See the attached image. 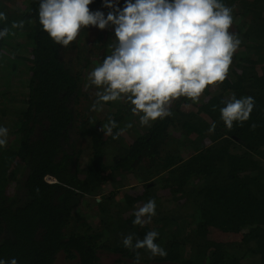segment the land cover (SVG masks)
I'll return each mask as SVG.
<instances>
[{
  "label": "trees",
  "instance_id": "1",
  "mask_svg": "<svg viewBox=\"0 0 264 264\" xmlns=\"http://www.w3.org/2000/svg\"><path fill=\"white\" fill-rule=\"evenodd\" d=\"M223 2L242 41L228 78L205 91L196 111L181 110L189 100L179 98L170 117L139 130L122 102L90 111L96 90L86 77L108 54L110 29L90 35L92 46L85 29L62 48L35 23L38 0H0L7 16L0 27L10 29L0 40V78L12 84L19 64L27 72L26 92L15 95L18 108L7 106L15 91L0 96V113L15 112L0 149V258L106 264L110 256L111 264H134L123 236L142 239L155 230L167 256L140 249V263L264 264V0ZM100 7V0L90 5ZM21 20L23 29L11 28ZM233 93L256 104L250 119L229 131L219 109ZM109 119L117 122L114 134L123 129L116 139L100 131ZM126 176L136 179L137 190L123 187ZM88 199L95 227L80 213ZM150 199L156 215L133 225L134 209Z\"/></svg>",
  "mask_w": 264,
  "mask_h": 264
},
{
  "label": "clouds",
  "instance_id": "2",
  "mask_svg": "<svg viewBox=\"0 0 264 264\" xmlns=\"http://www.w3.org/2000/svg\"><path fill=\"white\" fill-rule=\"evenodd\" d=\"M95 0H38L35 23L55 45L70 46L88 28L111 30L109 52L87 74V87L94 88L90 111L122 102L139 125L150 127L172 115L171 105L179 98L198 103L205 91L222 84L229 75L233 57L242 43L230 29L233 9L223 0H100L101 7L91 9ZM7 21L0 11V24ZM24 21L13 22L12 29H23ZM10 34L0 27V40ZM219 118L227 130L234 123L250 119L255 108L253 96L233 93L222 101ZM117 122L109 119L100 131L113 133ZM131 127V124L127 125ZM216 123L209 127L215 130ZM254 128L255 125H252ZM9 129L0 124V149L7 146ZM132 224L143 227L156 215V201L150 199L134 209ZM159 233L147 231L143 238L129 233L122 246L136 253L140 249L152 257H166L167 251L156 240ZM0 264H18L15 257Z\"/></svg>",
  "mask_w": 264,
  "mask_h": 264
},
{
  "label": "rangeland",
  "instance_id": "3",
  "mask_svg": "<svg viewBox=\"0 0 264 264\" xmlns=\"http://www.w3.org/2000/svg\"><path fill=\"white\" fill-rule=\"evenodd\" d=\"M96 31H98V30L97 29H94L93 30L91 28L90 29V33H89V31L87 33V36H89V39H88L87 42L91 46H92V43H93V41H92L93 39H92V37H90V35L91 36H93V35L96 36L98 34V33L96 34ZM108 32H110V31H108ZM111 34H112V32H111ZM111 38L112 37H109V41L110 42H111V40H110ZM16 54L19 55V52L17 51ZM18 67H19V69H18L19 70V73L17 75V78L14 80V82H12L13 85L10 84V83L9 84L4 83L3 80L0 78V96L2 94H4L5 92H9L10 95H13V91H15L14 92V97L11 98L13 100V102H14V105H10L7 102V106L14 107V108H18L19 107V101H20V98H21L20 96H15V95L21 94L22 92H26V90H27V86H26L27 85V78H26L27 72L25 73L24 65L23 64H19ZM0 73L3 74L5 72L3 71V69H0ZM196 106H197V103L196 104H193V102H191L189 100L187 103H183L181 105V110H183V111H196V109H197ZM104 112H106V111H104ZM14 117H15V112H12L11 109H9L5 114H1L0 113V124H2L5 127H7L9 129V131H10V127L13 125ZM134 121L139 125L138 117L135 116ZM141 128H142V126L139 127V130H141ZM9 135L10 134L8 133V137H9ZM86 152L84 153V155L87 154ZM107 160H109L108 157H107ZM110 162H111V159L107 163H110ZM126 178H128L129 184L126 183V185H123L124 188L132 189L133 191H135V190H137L139 188L138 187V183H137L136 179L133 176H126ZM118 197L120 198V194L118 195ZM99 199H100V197L97 196L96 197V200L99 201ZM89 201L90 200L88 199V202L82 206V208L80 209V213L82 214L81 216H83V217L86 214L87 215H90L87 218L84 217V219L91 226H94L95 227V225H97V221H96V219L93 218L94 216L91 217V214L94 215V210H96V209H95V206H93L92 208H89V207L87 208V205L90 203ZM115 201L116 200H114L113 202H115ZM161 203H162L163 206H167L166 198H161ZM84 212H86V213H84ZM105 263L106 264H109V263L111 264L112 263V258L109 256V259H107L105 261ZM140 264H144V263H140ZM146 264H166V263L148 262Z\"/></svg>",
  "mask_w": 264,
  "mask_h": 264
},
{
  "label": "built area",
  "instance_id": "4",
  "mask_svg": "<svg viewBox=\"0 0 264 264\" xmlns=\"http://www.w3.org/2000/svg\"><path fill=\"white\" fill-rule=\"evenodd\" d=\"M46 181H48V182H55L54 179H52L51 177H46Z\"/></svg>",
  "mask_w": 264,
  "mask_h": 264
}]
</instances>
